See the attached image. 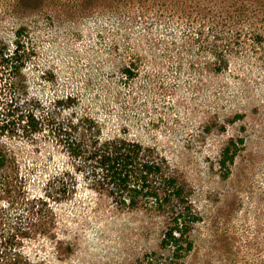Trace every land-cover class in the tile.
Returning a JSON list of instances; mask_svg holds the SVG:
<instances>
[{"label": "rangeland", "instance_id": "rangeland-1", "mask_svg": "<svg viewBox=\"0 0 264 264\" xmlns=\"http://www.w3.org/2000/svg\"><path fill=\"white\" fill-rule=\"evenodd\" d=\"M20 29L21 102L87 114L103 137L155 149L198 217L193 249L172 258L162 246L167 212L120 205L80 177L58 194L47 181L72 161L51 133L8 124L6 76L0 141L29 193L51 195L57 214L56 239L28 241L29 254L41 264H137L153 251L163 264H264V0H0V48L12 50ZM240 138L225 175L222 150Z\"/></svg>", "mask_w": 264, "mask_h": 264}, {"label": "trees", "instance_id": "trees-1", "mask_svg": "<svg viewBox=\"0 0 264 264\" xmlns=\"http://www.w3.org/2000/svg\"><path fill=\"white\" fill-rule=\"evenodd\" d=\"M24 29L16 32L14 48H0V81L10 78L13 90L5 95L4 107L13 116L8 124L22 127V132L35 135L49 132L68 153L72 165L47 181L57 185L60 195L67 196V185H78L83 178L89 185L104 188L123 206H148L169 214L162 246L169 248L172 258H182L193 249L191 232L198 219L186 186L172 170L166 158L138 140L103 137L99 123L89 115L61 118L57 109L39 112L37 107L22 103L18 97L16 79L22 73L28 47ZM229 39V38H228ZM132 75L133 72L127 70ZM243 138L231 139L223 148L220 165L224 174L231 172ZM27 176L21 172L16 153L0 141V264H41L39 256L25 248L28 241L41 235L57 237L56 211L51 195H31ZM59 244V241H58ZM158 252L147 253L137 264H163Z\"/></svg>", "mask_w": 264, "mask_h": 264}]
</instances>
